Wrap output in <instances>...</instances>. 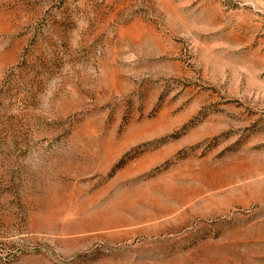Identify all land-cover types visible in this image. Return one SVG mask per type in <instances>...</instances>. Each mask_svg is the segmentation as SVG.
Here are the masks:
<instances>
[{"label":"rangeland","instance_id":"1","mask_svg":"<svg viewBox=\"0 0 264 264\" xmlns=\"http://www.w3.org/2000/svg\"><path fill=\"white\" fill-rule=\"evenodd\" d=\"M0 264H264V0H0Z\"/></svg>","mask_w":264,"mask_h":264}]
</instances>
